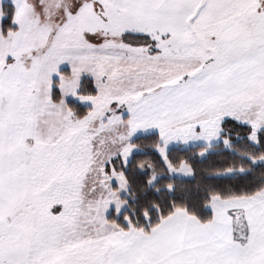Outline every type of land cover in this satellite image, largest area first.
I'll return each instance as SVG.
<instances>
[{"label":"snow or ice","instance_id":"6c2138e0","mask_svg":"<svg viewBox=\"0 0 264 264\" xmlns=\"http://www.w3.org/2000/svg\"><path fill=\"white\" fill-rule=\"evenodd\" d=\"M0 264H264V0H0Z\"/></svg>","mask_w":264,"mask_h":264},{"label":"trees","instance_id":"16d2710c","mask_svg":"<svg viewBox=\"0 0 264 264\" xmlns=\"http://www.w3.org/2000/svg\"><path fill=\"white\" fill-rule=\"evenodd\" d=\"M229 129L231 131H235L234 129ZM157 140V136H148L147 139L141 138L135 142L139 149L142 152L147 153V155L137 156L133 158V165L130 168V175H132L134 180L137 181L136 187L138 191L140 170L151 168L155 171L156 174L164 175L166 179L160 182V187H164L167 184L175 185L177 188V203H184L185 199L182 198L184 197V194L187 192L195 191L197 185L204 187L212 183L211 181L207 180V177L213 173L215 168L226 164L239 165L240 163H242L240 156L225 155L218 148L213 149L216 155L210 156L205 161H200L193 158L194 153L198 151V149H192L188 152L173 150L169 153L172 166L177 168L184 164L190 169L194 168L195 176L192 175V178L190 179H170L166 175L165 166L161 163L160 158L151 154V146L155 144ZM183 161H187L188 163H182ZM164 195L165 198H167L166 194Z\"/></svg>","mask_w":264,"mask_h":264},{"label":"rangeland","instance_id":"374dc122","mask_svg":"<svg viewBox=\"0 0 264 264\" xmlns=\"http://www.w3.org/2000/svg\"><path fill=\"white\" fill-rule=\"evenodd\" d=\"M227 131L231 132L230 129H228ZM173 169L177 170L174 178L172 177V175L169 172L166 171V175L170 179H190V178H192L191 169L184 164H182L181 166H179L177 168L173 167Z\"/></svg>","mask_w":264,"mask_h":264}]
</instances>
